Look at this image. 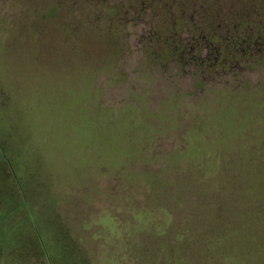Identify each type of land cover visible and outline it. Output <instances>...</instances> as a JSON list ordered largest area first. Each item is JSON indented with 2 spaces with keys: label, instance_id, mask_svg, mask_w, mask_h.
I'll return each instance as SVG.
<instances>
[{
  "label": "rangeland",
  "instance_id": "obj_1",
  "mask_svg": "<svg viewBox=\"0 0 264 264\" xmlns=\"http://www.w3.org/2000/svg\"><path fill=\"white\" fill-rule=\"evenodd\" d=\"M263 16L264 0H0V157L35 193L32 221L6 226L36 240L24 264H264V47L200 62Z\"/></svg>",
  "mask_w": 264,
  "mask_h": 264
},
{
  "label": "trees",
  "instance_id": "obj_2",
  "mask_svg": "<svg viewBox=\"0 0 264 264\" xmlns=\"http://www.w3.org/2000/svg\"><path fill=\"white\" fill-rule=\"evenodd\" d=\"M242 39H248L249 41H252V43H255V45L256 43L261 45L262 41H264V27L262 28V31L256 34V36L252 39H249L248 34ZM5 136L6 135L4 134L3 128H0V150H3V152H5L7 144ZM0 167L4 170L3 172H0V183L4 182L6 185L4 187H0V249L3 250L2 262L3 264H10L8 259L13 258L17 262L12 264H24V261H26L27 254L30 252V250L33 249L34 251L36 249L37 243L35 237H33L35 240V245L32 243V239H30V236H27V234H25V237L22 239L15 238V240H12V236L14 235L9 233V231L6 232V226L8 220L20 218L23 209H26L29 212V216L32 221L33 214H35L33 210V203L35 201L33 196L35 193L27 189L23 178L24 175L16 173L12 170L10 159H8L5 154H2L0 157ZM10 185L12 187H10ZM63 247L65 248L64 257L66 258L70 255L73 259L76 253L74 252L73 248H68V246L65 245H63ZM77 254V261L79 264H87L81 260L79 253ZM21 257L23 258V261L21 260ZM64 257L63 255H58V258L61 261L65 260ZM45 258H47L46 255ZM51 259V262L48 259L49 263L55 264L57 256L52 253Z\"/></svg>",
  "mask_w": 264,
  "mask_h": 264
},
{
  "label": "flooded vegetation",
  "instance_id": "obj_3",
  "mask_svg": "<svg viewBox=\"0 0 264 264\" xmlns=\"http://www.w3.org/2000/svg\"><path fill=\"white\" fill-rule=\"evenodd\" d=\"M213 36L212 35H207V40L211 41V38ZM243 38V37H242ZM238 39V40H234L232 43V45L224 42V41H220L221 38L218 41V39L216 38V36H214L212 38V42L215 43L210 44L209 46H206V52L204 51V53L201 55L200 58V62L204 68V70L206 72L209 71H214L216 70L219 66H224L228 63H231L232 61H238V52L240 53L241 50H243V56L246 57L249 54H252L253 51V47H254V43H252V41H249L248 39ZM252 39V38H249ZM257 46L260 45L259 43H256ZM260 46L264 47V44H261ZM230 47L232 48V50H230ZM239 47H246L244 49H239ZM185 50L184 51H189V46L188 45H184ZM179 52V49L177 50ZM176 51V53L178 54V52ZM190 52V51H189ZM175 54V53H174ZM176 55V54H175ZM177 57V56H175ZM243 57V58H244ZM223 67V68H224ZM228 68V66L226 67Z\"/></svg>",
  "mask_w": 264,
  "mask_h": 264
}]
</instances>
